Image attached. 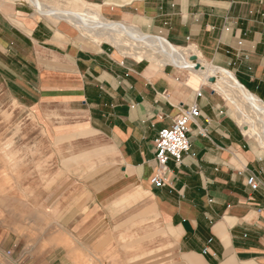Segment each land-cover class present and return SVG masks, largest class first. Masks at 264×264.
I'll list each match as a JSON object with an SVG mask.
<instances>
[{"label":"crops","instance_id":"obj_1","mask_svg":"<svg viewBox=\"0 0 264 264\" xmlns=\"http://www.w3.org/2000/svg\"><path fill=\"white\" fill-rule=\"evenodd\" d=\"M130 29L177 48L142 56ZM191 46L264 102V0H0L1 242L42 229L34 264H264V157L177 65ZM194 105L155 186V140Z\"/></svg>","mask_w":264,"mask_h":264},{"label":"bare ground","instance_id":"obj_2","mask_svg":"<svg viewBox=\"0 0 264 264\" xmlns=\"http://www.w3.org/2000/svg\"><path fill=\"white\" fill-rule=\"evenodd\" d=\"M27 1L29 0H19V2L21 3H26ZM127 35H128V40L131 43H133L136 46H140L138 47L140 49L141 47L145 48V50L147 49L146 53L150 52L155 56H159L160 55L159 52L162 50H164L166 53V52H171L172 49L175 50L177 48L161 38H153V37H151L150 39L154 43H151V48H147L145 45L146 42H149L148 37L144 36V34H142L140 31L136 29L128 30ZM181 49H179L180 52L184 50ZM192 56H197V60H191L190 58ZM173 57H177V56H173ZM176 63L177 65H180L182 67L190 68L197 75L204 76L207 79V81L210 78H215V81L214 82L210 81L209 84L220 90L219 92L223 93L226 99L229 100L235 106L236 108L235 112L242 121L241 125L244 127L246 131L249 132L254 131L253 132L254 134H256L255 132H258L256 134L259 138L258 142L264 146V131H263L264 102L260 98L249 92L247 89H245L236 80L233 73L225 69L222 68L219 69L211 65L208 61L204 59V57H202L200 51L195 46L193 47L191 52L187 55V57L178 60Z\"/></svg>","mask_w":264,"mask_h":264},{"label":"built area","instance_id":"obj_3","mask_svg":"<svg viewBox=\"0 0 264 264\" xmlns=\"http://www.w3.org/2000/svg\"><path fill=\"white\" fill-rule=\"evenodd\" d=\"M250 1V0H246ZM200 115L197 105L184 109L174 120L171 126L163 129L155 140L157 161V174L152 183L155 186H163L169 172L168 163L171 158L179 164L184 155L190 153L192 144L189 140V124ZM248 185L257 190L261 186V180L252 174L247 179Z\"/></svg>","mask_w":264,"mask_h":264},{"label":"rangeland","instance_id":"obj_4","mask_svg":"<svg viewBox=\"0 0 264 264\" xmlns=\"http://www.w3.org/2000/svg\"><path fill=\"white\" fill-rule=\"evenodd\" d=\"M12 2H19V0H10ZM43 11V10H42ZM41 11V12H42ZM144 36L148 37L149 42H146L147 44H151L154 43L150 38L151 36L145 35ZM158 38V37H155ZM163 39V38H161ZM165 40V39H163ZM193 46H191L188 50H192ZM146 51L145 48L143 49V53L141 54L142 56H146ZM160 55L159 56H164L166 53L164 50L159 52ZM165 53V54H163ZM214 87V86H213ZM215 88V87H214ZM218 92L220 90H218L217 88H215ZM226 99V97H224ZM226 103L227 106L229 108L230 114L236 119V121L238 122V124H240V126L242 127V129L244 130L246 136L248 137V139L250 140V143H252L254 145V147H257L260 151L261 154L264 157V146L262 144H260L258 141V136L256 135L258 132H255L256 134H254V131H246L244 129V127L241 125L242 121L240 120V118L238 117L236 111L235 106L226 99ZM264 131V129H263ZM249 132V134H248ZM251 133V134H250ZM257 140V141H256ZM43 230H30L28 238H25L24 241H26L25 244L22 245H8V244H4L3 242H1V239L3 237V231H0V264H34L36 263V260L43 259L42 258V254H39V249L42 250L44 248H49V246H43V245H39L37 243V240H39L40 237H42L43 233H39L42 232ZM16 232H18L20 234V230H16ZM51 234V231H49ZM15 236V235H14ZM10 239V238H9ZM17 239V237H14L13 241H15ZM42 253V251H40Z\"/></svg>","mask_w":264,"mask_h":264},{"label":"water","instance_id":"obj_5","mask_svg":"<svg viewBox=\"0 0 264 264\" xmlns=\"http://www.w3.org/2000/svg\"><path fill=\"white\" fill-rule=\"evenodd\" d=\"M191 60H197V56H192L191 58H190ZM210 81H215V79L214 78H211V80Z\"/></svg>","mask_w":264,"mask_h":264}]
</instances>
